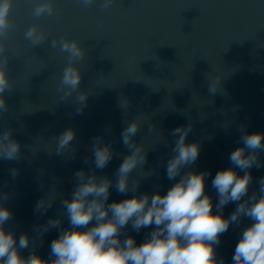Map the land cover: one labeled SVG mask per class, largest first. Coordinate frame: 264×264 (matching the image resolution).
<instances>
[{
    "label": "clouds",
    "instance_id": "9594fccd",
    "mask_svg": "<svg viewBox=\"0 0 264 264\" xmlns=\"http://www.w3.org/2000/svg\"><path fill=\"white\" fill-rule=\"evenodd\" d=\"M79 2L87 8L95 0ZM112 2L102 0L100 6L107 9ZM14 4L15 0H0V117L8 110L4 93L10 92L13 87L8 76L5 40L15 27L11 18ZM55 11L53 0H36L32 15L36 18L52 16ZM24 38L32 46L43 44L48 39L36 24L25 30ZM57 46L60 52L67 54V64L57 88L63 93V101L79 89L82 74L78 64L85 59L86 53L76 39H53L52 47ZM221 79L219 75L208 77L209 95L218 92L226 95ZM87 97L86 92L77 95L79 107L76 114L82 113ZM121 107L126 108L127 103H121ZM125 124L120 139L128 154L123 155L116 169L115 182L107 176L96 175V170L102 171L114 156L121 154L114 152L112 144L105 142L103 136L94 137L90 147L92 170H77L71 198L61 199L63 215L67 217L69 227L61 228L59 217L49 218L37 227L40 236L51 229H59L58 237L50 243V257L55 259L46 260L35 251L27 258L21 255V250L29 247L30 237L22 233L17 242L14 231L5 229V224L13 218V212L4 203L9 195L0 194V264H224L223 258L217 259L216 247L229 226L238 224L241 217H247L253 223L243 229L231 264H264V176L259 178L258 194L253 193L248 199H243L253 180L250 170L264 167V162L259 159V153L264 151V132L249 133L241 125L239 141L242 146L229 154L232 167L217 171L212 179V188L218 195L217 211L214 212L212 198L205 191L206 178L211 173L183 171L197 161L201 151L200 142H187L193 127L191 123L171 131L175 138L173 155L166 162L165 175L168 180L177 182L165 194L156 191L142 195L136 194L140 180L132 173L137 172L141 177L153 173L143 171L148 163L147 151L143 144L138 145L133 139L141 130V117ZM148 128L152 132L155 125L149 124ZM12 131L9 128L0 133V159L5 161L19 160L21 155L20 142L13 138ZM75 138L76 131L71 127L54 137L55 154H71L74 158L76 149L72 142ZM82 162L87 165L89 158L85 157ZM236 169L244 174L239 175ZM18 174V169H10L13 178ZM113 187L121 195L127 196L129 192L133 195L108 203ZM56 197V190L52 188L48 198L36 202L34 214L45 215ZM230 202L237 203V207L225 218L222 210ZM93 221L95 223L89 227ZM130 222L137 232L149 226L155 227L144 242L137 245L131 236L123 240L120 238L122 230Z\"/></svg>",
    "mask_w": 264,
    "mask_h": 264
}]
</instances>
